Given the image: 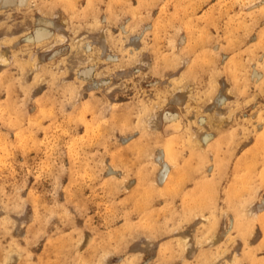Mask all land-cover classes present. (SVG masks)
Segmentation results:
<instances>
[{
  "label": "rangeland",
  "instance_id": "rangeland-1",
  "mask_svg": "<svg viewBox=\"0 0 264 264\" xmlns=\"http://www.w3.org/2000/svg\"><path fill=\"white\" fill-rule=\"evenodd\" d=\"M0 264H264V0H0Z\"/></svg>",
  "mask_w": 264,
  "mask_h": 264
}]
</instances>
